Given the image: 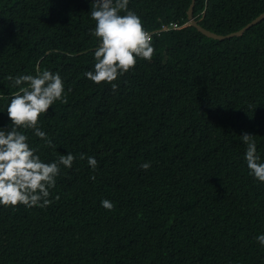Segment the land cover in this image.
Wrapping results in <instances>:
<instances>
[{
	"label": "trees",
	"instance_id": "obj_1",
	"mask_svg": "<svg viewBox=\"0 0 264 264\" xmlns=\"http://www.w3.org/2000/svg\"><path fill=\"white\" fill-rule=\"evenodd\" d=\"M191 1L128 0L154 52L113 90L83 75L95 62L92 0H0V110L17 91L10 75L59 72L66 102L38 121L52 146L25 131L42 159L75 157L49 205L0 207V264H264V183L248 175L239 136L254 135L264 158V20L210 39L189 25ZM263 13L264 0L194 8L219 35Z\"/></svg>",
	"mask_w": 264,
	"mask_h": 264
},
{
	"label": "clouds",
	"instance_id": "obj_2",
	"mask_svg": "<svg viewBox=\"0 0 264 264\" xmlns=\"http://www.w3.org/2000/svg\"><path fill=\"white\" fill-rule=\"evenodd\" d=\"M127 5L128 0H92L88 11L95 22L91 34L97 38V44L92 53L95 61L92 69L83 75L95 84H110L113 90L118 86L114 81L129 71L138 59L150 60L154 52L151 41L155 32L145 30L139 15ZM8 79L17 91L0 110L8 118L5 125H0V207L43 208L51 203L48 197L61 168H71L75 157L66 151L54 160L42 159L37 148L31 146L25 130H31L32 135L51 147L52 141L38 122L39 117L55 102L65 103L70 89L65 88L59 72L48 69L34 75H10ZM239 136L245 145L243 160L248 175L264 183V158L257 150L255 136L247 132ZM80 158L83 159L84 154H80ZM87 164L95 170L96 158L87 156ZM139 167L147 170L150 162H143ZM100 206L111 210L113 203L102 199ZM255 240L264 247V232L257 234Z\"/></svg>",
	"mask_w": 264,
	"mask_h": 264
},
{
	"label": "water",
	"instance_id": "obj_3",
	"mask_svg": "<svg viewBox=\"0 0 264 264\" xmlns=\"http://www.w3.org/2000/svg\"><path fill=\"white\" fill-rule=\"evenodd\" d=\"M197 0H192L190 7L188 9L187 15H188V22L189 25L192 26L193 28L197 29V31L199 33H201L202 35H204L207 38L210 39H214V40H218V41H224V40H230L232 38L235 37H241L243 36L249 29H251L253 26L258 25L260 22H262L264 20V13L261 14L260 16H258L255 20H253L251 23H249L248 25H246L245 27H243L242 29L230 33L228 35H219L216 33H213L207 29H205L204 27H202L197 20L194 17V8L196 6Z\"/></svg>",
	"mask_w": 264,
	"mask_h": 264
},
{
	"label": "built area",
	"instance_id": "obj_4",
	"mask_svg": "<svg viewBox=\"0 0 264 264\" xmlns=\"http://www.w3.org/2000/svg\"><path fill=\"white\" fill-rule=\"evenodd\" d=\"M177 28H178L177 24L173 23L169 26H164L162 31H168V30L177 29Z\"/></svg>",
	"mask_w": 264,
	"mask_h": 264
}]
</instances>
